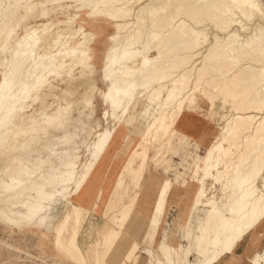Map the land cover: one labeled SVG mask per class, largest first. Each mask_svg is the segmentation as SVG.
Masks as SVG:
<instances>
[{
	"label": "bare ground",
	"instance_id": "1",
	"mask_svg": "<svg viewBox=\"0 0 264 264\" xmlns=\"http://www.w3.org/2000/svg\"><path fill=\"white\" fill-rule=\"evenodd\" d=\"M32 1L37 3L29 8L31 13L42 7L45 13L50 7L65 11L77 4L80 12L87 13L88 19L98 20L99 17L109 21L116 30V35L110 37L112 43L107 49L108 56L101 71L102 79L108 86L107 103L116 121L113 133L104 132L100 135V141L90 153L94 160L84 170H78L73 161H67L61 172L60 167L52 161L48 162L47 158L39 159L41 164L36 162L41 169L51 167L53 171H49V174L58 176L61 184V189L56 193L58 202L55 205L61 208V212L45 215L44 236L52 235L61 248H65L66 243L72 257L77 253L83 254L85 264H108L107 255L116 246L119 237L111 228L100 230L87 255H84L79 239L89 206L86 208L82 205L79 197L97 170V161L104 155L110 138L113 139L121 124L130 132L146 101L158 106L148 121V130L159 128L165 133L172 120L177 121L179 129L180 120L183 119L181 113L191 103H200L202 100L209 103L210 117H213L216 113L215 102L219 100L223 107H229L232 115L230 120L225 121L224 134L218 146L211 151L203 172L205 178L211 175V171L224 170L221 177L226 182L224 189L227 191L231 188L234 191L229 214L220 218L214 205L210 201H203L204 192L200 190L196 193L195 211L199 207L210 210L199 227L180 235L171 231L172 227L175 230V225L168 221L164 231H161L160 222L166 211L170 187L168 181L158 190L152 207L145 206L143 211L141 208L145 204L141 203L139 210L136 207L132 211L145 216L149 234L145 232L140 242L132 243L127 253L120 258V264H137L140 260L136 252L142 244L150 249L146 260L151 264H218L223 257L238 263L241 258L238 249L244 242H249L252 248L248 249L250 256L246 258L247 263L264 264V244L260 246V240L264 237L262 0H0V19L3 21L0 42L6 44L13 32L8 25L10 13L20 4ZM75 17L77 14L65 22L73 30V37L79 33L83 35L82 41L73 49L66 50V37L58 35L53 40L57 51L41 55L38 42H32V34L20 36L12 47H5L7 61L0 76L1 127H6L14 114L22 111L29 92L39 91L46 78L54 77L64 66L63 62L75 58L77 65L83 68L87 66L88 69L91 65L92 45L96 41L94 36L99 34L85 33L84 24L75 26ZM96 27L102 30L100 22ZM89 71L93 73V67H89ZM89 78L91 83L87 84V89L84 86L81 93L83 97L95 84L93 77ZM67 86L74 91L83 87L71 80L67 81ZM85 103L82 119L88 122L91 104L89 99H85ZM224 117L222 114L221 119ZM65 126L72 131L79 129L74 123H57L56 133L48 143L42 146L25 144L21 152L53 149L57 159L69 155L75 139L69 130L61 133ZM61 150L64 153H59ZM136 155L141 157V154ZM31 174L34 176L35 172ZM40 176L35 175L36 181L44 179V176ZM118 176L123 175L120 173ZM25 190L19 176L11 177L1 193L2 207L8 203V196L12 192L17 193L19 200ZM50 190L49 184L37 189L39 200L33 212L23 213V221L32 223L36 213L43 210L41 202L47 198ZM121 216L118 214L115 218L121 219ZM131 216H128V220ZM0 219L9 220L3 209H0ZM183 240L188 245H184ZM104 250L107 254L103 258ZM192 255H197V262L189 259Z\"/></svg>",
	"mask_w": 264,
	"mask_h": 264
},
{
	"label": "rangeland",
	"instance_id": "2",
	"mask_svg": "<svg viewBox=\"0 0 264 264\" xmlns=\"http://www.w3.org/2000/svg\"><path fill=\"white\" fill-rule=\"evenodd\" d=\"M36 3L37 1L22 3L9 15L8 25L13 32L6 44L0 42V76L7 61L4 49L12 47L20 36L26 37L32 34V42H38L41 55H50L57 51L58 48L53 40L58 35L66 37V50L73 49L82 41L83 35L79 33L73 37V30L65 22L76 14L75 26L84 24L85 33L93 35L98 32L99 35L94 36L96 44L92 45V60L89 67H93V73H90L89 67L87 69V66L83 68L77 65L75 58L63 62L64 66L54 74V77H47L39 91L29 92L22 111L15 113L6 127L0 126V209H3L4 215L9 218L8 221L0 219V264H85L83 254L77 253L72 257L70 247L66 243H64L65 248H61L52 235L44 236L45 215L61 212L60 207H55L58 202L56 193L61 189V184L58 176L49 174V171L53 170L48 164H45L48 166L45 170L37 165L41 164L39 159L47 158L48 162L52 161L60 167V172L67 161H73L78 170H84L87 164L94 160L90 157V153L100 141V135L104 132L113 133L116 121L107 103L108 86L102 79L101 71L108 56L107 49L112 43L110 37L116 35V30L110 26L109 21L99 17L98 20L88 19L87 13L80 12L77 4L65 11L50 7L45 13L42 7L31 13L29 8ZM262 4L264 6V0ZM98 22L101 23V31L96 27ZM2 25L3 21L0 19V28ZM1 38L4 39V36ZM89 77H93L95 84L83 97L81 93L85 89L84 86L87 89V84L91 83ZM78 79L82 80L78 81ZM69 80L82 84V89L77 88V91H74L68 87ZM85 99H89L91 104L89 107L91 117L88 122L82 119L86 110L83 108L86 104ZM215 105L216 113L210 117L209 103H204L203 100L200 103H191L190 107L185 108L181 113L183 119L180 120L179 129L177 121L172 120L164 133L159 128L148 130V121L158 106L154 102L146 101L130 132L122 124L117 128L113 139L110 138L104 155L97 161V170L90 178L88 190L79 197L82 205L86 208L87 205L89 206L79 239L84 255H87V250L93 245L94 237L98 236L100 230L111 228L119 238L116 246L107 255V260L108 264H120V258L127 253L132 243L140 242L145 232L149 234V230L146 231L145 216L137 211L132 213L136 207L137 210L141 208L139 198L146 184L147 190H153L155 195L153 202L149 204L150 208L154 205L158 190L168 181L170 182L166 211L160 222L161 231H164L168 221L175 225V230L172 227L171 231L180 235L199 227L210 210L199 207L195 211L196 193L200 190L204 192L203 201H210L219 211L220 218L229 214L234 191L231 188L227 191L224 189L226 182L224 178L221 179L224 170L220 168L219 171H211V175L205 178L203 172L211 151L218 146L224 134L225 121L230 120L232 115L229 107H223L219 100H216ZM222 114L226 116L223 119H221ZM60 122L74 123L79 128L77 131H72L65 126L61 131V133L71 131L75 139L74 145L69 149V155L57 159L56 155H53V149L42 152H21L25 144L42 146L48 143L56 133L55 125ZM125 135L127 137L123 139ZM59 153L64 152L61 150ZM136 154H141V157ZM110 161L107 174L105 172L106 175L103 177L102 169L104 170V165H108ZM197 168H199L198 172H196ZM31 172H35L34 176H31ZM120 173L123 176L119 177ZM38 174L44 176V179L36 181L35 175ZM15 176L22 179L26 190L19 200L17 193L12 192L8 196V203L2 207L3 188L10 182L11 177ZM99 182L105 184V191L102 188L94 190L97 186L95 184ZM47 184L51 190L47 198L41 202L43 210L36 213L32 223L27 224L21 216L24 212H33L39 200L37 189ZM90 197L92 198L87 203L86 200ZM17 201L18 205H16ZM92 204L94 205L90 207ZM144 204L143 209L141 208L143 211L148 205L145 201ZM118 214L123 215L121 219L115 218ZM128 216H131L130 220ZM183 244L188 245V242L183 240ZM263 244L264 237L260 240V246ZM149 252L150 249L144 244L139 245L136 257H139L140 261L137 264H151L146 260ZM106 254L104 250L103 258ZM239 256L241 257L238 259L239 264H248L246 258L250 256L249 250L239 253ZM189 259L197 262V255H192ZM238 263L226 257L218 262V264Z\"/></svg>",
	"mask_w": 264,
	"mask_h": 264
},
{
	"label": "crops",
	"instance_id": "3",
	"mask_svg": "<svg viewBox=\"0 0 264 264\" xmlns=\"http://www.w3.org/2000/svg\"><path fill=\"white\" fill-rule=\"evenodd\" d=\"M110 163H111V161L108 163V165H104V170L102 169V172H103V174H104V176L103 177H105V175L107 174V171H108V169H109V165H110ZM105 164H106V162H105ZM103 168V167H102ZM105 172H106V174H105ZM117 174V173H116ZM95 185H97L95 188H94V190H97L98 188H102L103 189V191H105L106 190V188H105V184H103V183H101V182H99V183H97V184H95ZM111 187H112V185H111ZM111 187L110 188H108V190L110 191L111 190ZM88 190V185L86 186V191ZM143 193H142V195L140 196V198H139V200L141 199V202H140V204L142 203H144V201H145V203L146 204H148L147 206L149 207L150 205L149 204H151V202H153V200H154V197H155V195L153 194V190H151V191H148L147 190V184H146V186H143V191H142ZM92 197H90V198H88V200H86V202L88 201H90V199H91ZM87 202V203H88ZM248 249H251L252 250V248L249 246V242H244V244H242L240 247H239V249H238V253H240V254H242V253H244V252H246V250H248Z\"/></svg>",
	"mask_w": 264,
	"mask_h": 264
}]
</instances>
